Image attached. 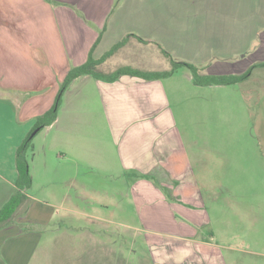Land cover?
Segmentation results:
<instances>
[{
  "label": "crops",
  "instance_id": "obj_1",
  "mask_svg": "<svg viewBox=\"0 0 264 264\" xmlns=\"http://www.w3.org/2000/svg\"><path fill=\"white\" fill-rule=\"evenodd\" d=\"M100 37L94 51L97 59L127 38L124 47L98 66L103 73H108L105 68L117 56L123 61L120 67L170 71L167 61L172 62L166 51L176 61L194 64L203 75H234L212 68L228 64L226 60L264 59V0H197L191 5H152L150 0H0V106L9 104L17 122L27 125L18 132L9 130L0 108L2 136L14 139L10 158L0 159V209L17 191L18 148L34 132L37 119L54 106L70 69L87 62ZM243 50L247 55L242 57ZM263 63L241 69L244 73L252 70L246 81L256 67L264 68ZM182 68L161 79L131 75L112 82L89 75L75 79L62 96L56 121L40 131H46L43 148L59 161L102 170L117 165L143 172L177 170L176 165L162 169L146 159L145 147L158 140L148 133L150 113L155 116L153 127H162L167 121L166 106L181 102V91L190 90L191 101L195 98L197 105V88L218 86L194 84L191 72L180 83L177 73ZM90 123L102 130L88 131ZM105 125L112 131L106 147L101 138ZM155 152L149 148L148 155ZM25 194L26 200L0 226V264H56L51 255L55 237L45 238L40 230L52 228L51 222L59 215L57 206ZM67 212L89 215L79 208ZM58 233L62 238L70 235L66 229ZM97 241L94 248L101 246V240ZM79 253L75 264H84Z\"/></svg>",
  "mask_w": 264,
  "mask_h": 264
},
{
  "label": "rangeland",
  "instance_id": "obj_2",
  "mask_svg": "<svg viewBox=\"0 0 264 264\" xmlns=\"http://www.w3.org/2000/svg\"><path fill=\"white\" fill-rule=\"evenodd\" d=\"M195 1L150 0L152 5ZM226 61L212 70L239 75L247 65L264 59ZM122 65L117 56L104 72ZM167 67L172 69L168 61ZM186 72L191 71L187 67L178 71V82H186ZM263 87L264 68L256 67L244 83L197 88V105L190 90L184 89L181 102L166 106L162 127H153L152 111L148 133L158 140L145 147L146 159L162 169L176 165L177 170L143 172L121 165L102 170L59 161L43 148L46 131L38 133L27 153L35 177L27 194L57 206L52 228L40 230L45 238L55 237L51 251L55 263L75 264L81 252L84 264H264ZM0 108L9 130L27 128L17 122L9 104ZM87 130L102 129L90 123ZM110 133L105 125L101 133L105 147ZM2 134L0 130V159L6 160L14 139ZM149 148L156 152L148 155ZM76 208L89 215H68ZM61 229L70 235L62 238ZM97 239L101 246L94 248Z\"/></svg>",
  "mask_w": 264,
  "mask_h": 264
},
{
  "label": "trees",
  "instance_id": "obj_3",
  "mask_svg": "<svg viewBox=\"0 0 264 264\" xmlns=\"http://www.w3.org/2000/svg\"><path fill=\"white\" fill-rule=\"evenodd\" d=\"M100 40L101 37L98 39V42L92 48L87 62L84 63L83 65L71 68L70 71L68 72L63 84L61 85L54 106L44 115L40 116L37 119L35 130L39 129L38 133H40V131L52 125L56 121L63 94L65 93V91L68 90V88L75 79L82 76L89 75L97 79H102L109 82L115 81L120 77H122L123 75H131V76H136L147 80H151V79L167 78L171 76L180 67H187L190 69L192 73L194 84L198 86H214V85L230 86L246 81L250 77L252 71L250 69L244 74H240V75H203L201 74V70L194 64L188 62L176 61L171 57V55L168 52L164 51V53L167 55L168 58L171 59L172 62V69L170 71L143 72L131 67H120L117 70L113 71L112 73L106 74L101 72L98 69V66L106 62L109 58L114 56L122 47H124L127 43V38L118 42L102 57L97 59L94 57V51L97 45L99 44ZM262 66H264V64H262ZM34 137L31 138L28 137L17 150V156H16V167L18 171L17 180H16L17 191L0 209V226L13 216V214L17 211V209L21 206V204L26 200V194H25L26 191L32 187L33 179L29 171V162L27 159V153L28 150L32 147V141Z\"/></svg>",
  "mask_w": 264,
  "mask_h": 264
},
{
  "label": "water",
  "instance_id": "obj_4",
  "mask_svg": "<svg viewBox=\"0 0 264 264\" xmlns=\"http://www.w3.org/2000/svg\"><path fill=\"white\" fill-rule=\"evenodd\" d=\"M38 132H39V129L35 130V131L32 133L31 137H34Z\"/></svg>",
  "mask_w": 264,
  "mask_h": 264
}]
</instances>
